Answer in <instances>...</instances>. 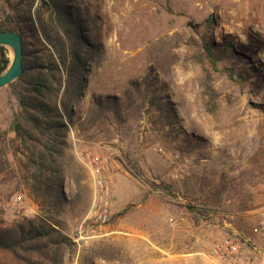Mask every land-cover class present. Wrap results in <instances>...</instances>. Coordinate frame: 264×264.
<instances>
[{"label":"rangeland","instance_id":"rangeland-1","mask_svg":"<svg viewBox=\"0 0 264 264\" xmlns=\"http://www.w3.org/2000/svg\"><path fill=\"white\" fill-rule=\"evenodd\" d=\"M65 2L86 12L82 97L64 115L77 168L54 197L31 194L9 130L17 99L0 87V237L39 233L0 248V264H135L148 230L169 260L200 264L192 251L249 236L264 214V0ZM101 198L108 220L78 236Z\"/></svg>","mask_w":264,"mask_h":264},{"label":"trees","instance_id":"trees-1","mask_svg":"<svg viewBox=\"0 0 264 264\" xmlns=\"http://www.w3.org/2000/svg\"><path fill=\"white\" fill-rule=\"evenodd\" d=\"M80 11L81 15L71 12L65 0H0V30L19 32L24 43L22 71L9 83L18 104L9 130L17 142L14 153L21 154L30 192L37 199L57 195L65 175L71 176L77 168L69 152L64 115L71 118V107L82 97L81 81L88 66L81 56L88 46L81 27L86 12ZM28 37L31 48L26 50ZM205 50L212 58V50L208 46ZM9 63L7 48L0 45V74ZM92 100L101 106L96 95ZM23 230L18 229L23 238L0 237V248L12 251L25 238L23 234L39 235L33 226Z\"/></svg>","mask_w":264,"mask_h":264},{"label":"built area","instance_id":"built-area-1","mask_svg":"<svg viewBox=\"0 0 264 264\" xmlns=\"http://www.w3.org/2000/svg\"><path fill=\"white\" fill-rule=\"evenodd\" d=\"M95 166L93 173L97 177L96 182L101 183L99 158L92 159ZM17 203L23 202L22 194L14 196ZM93 202L88 213L82 219L78 233L82 237L86 233V226L102 224L108 220L109 210L107 204ZM253 235L242 237L237 234H226L215 240L204 252L207 264H256L258 254L264 252V214L258 219L252 228Z\"/></svg>","mask_w":264,"mask_h":264},{"label":"crops","instance_id":"crops-1","mask_svg":"<svg viewBox=\"0 0 264 264\" xmlns=\"http://www.w3.org/2000/svg\"><path fill=\"white\" fill-rule=\"evenodd\" d=\"M255 224H256V222H255ZM255 224L251 226V232L248 234L249 236L253 235L252 228L255 226ZM153 233L154 232H152V230H148V231L143 232L142 235H140V236H142V239H143L142 240L143 245L140 246L139 249H141L142 252L144 253L143 254V260L138 259V262H136L135 264H182L179 262L182 260L180 257L185 256L187 253L183 252V250L182 251L177 250L173 254V256H175V258H170L171 260H169V257H167V255H166V253L168 252V248L164 245H156V241L153 238L154 237ZM133 238L137 239L136 235H133ZM204 252L197 250V251H192L190 254L192 256L200 255L202 260H203V263H200V264H207L206 258L204 257ZM261 254H262V257L264 259V252ZM257 258L259 261V254H258ZM175 259H176V262H175ZM197 264H199V263H197ZM258 264H259V262H258Z\"/></svg>","mask_w":264,"mask_h":264},{"label":"water","instance_id":"water-1","mask_svg":"<svg viewBox=\"0 0 264 264\" xmlns=\"http://www.w3.org/2000/svg\"><path fill=\"white\" fill-rule=\"evenodd\" d=\"M23 44V38L19 32L0 30V45L10 47L13 52L9 66L0 74V87L8 85L20 75L24 55Z\"/></svg>","mask_w":264,"mask_h":264}]
</instances>
